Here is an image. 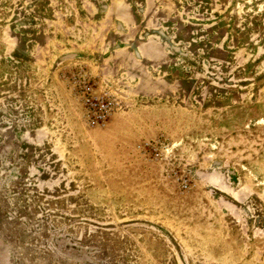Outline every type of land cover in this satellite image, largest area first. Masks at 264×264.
Returning <instances> with one entry per match:
<instances>
[{
    "label": "rangeland",
    "instance_id": "rangeland-1",
    "mask_svg": "<svg viewBox=\"0 0 264 264\" xmlns=\"http://www.w3.org/2000/svg\"><path fill=\"white\" fill-rule=\"evenodd\" d=\"M0 264H264V0H0Z\"/></svg>",
    "mask_w": 264,
    "mask_h": 264
}]
</instances>
